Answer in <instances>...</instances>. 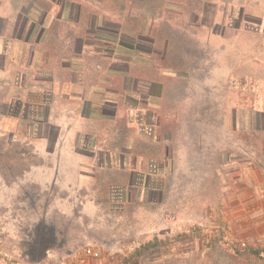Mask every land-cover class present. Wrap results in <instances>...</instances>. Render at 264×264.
<instances>
[{"label":"crops","instance_id":"obj_1","mask_svg":"<svg viewBox=\"0 0 264 264\" xmlns=\"http://www.w3.org/2000/svg\"><path fill=\"white\" fill-rule=\"evenodd\" d=\"M0 136L32 145L0 264H117L129 223L146 264H264V0H0Z\"/></svg>","mask_w":264,"mask_h":264},{"label":"rangeland","instance_id":"obj_2","mask_svg":"<svg viewBox=\"0 0 264 264\" xmlns=\"http://www.w3.org/2000/svg\"><path fill=\"white\" fill-rule=\"evenodd\" d=\"M250 98V92L247 91L246 88L236 86L235 85V116L238 117V123L235 124V155L240 154L241 152L238 151L240 148H247L248 147V125L247 122H241L239 119L242 120L248 112L247 103ZM203 115V109L197 108V115ZM203 124H196V132H203L204 129ZM213 129H217L218 134L216 137L217 143H220L223 136L220 137L219 134L223 133V128L220 129L219 124H213ZM228 133H230V125H228ZM214 133V132H213ZM214 140V138H213ZM223 142V141H222ZM228 146H231L230 138L227 141ZM27 141H14L12 139H7L4 136H0V244L1 241L4 239L7 240L9 243L12 242V226L14 223L19 222V220L27 221L28 215V207L26 204H20L19 198L12 199L11 197L6 196V192H10L12 190V175H13V165H17L19 163H24L27 160V156H22L21 153L17 151L18 148H27L31 147ZM243 153V152H242ZM26 154V153H25ZM244 157V156H242ZM241 157L235 156V161ZM246 158V157H245ZM3 187H5L3 189ZM7 188V189H6ZM4 193V197L2 196ZM23 212V213H22ZM128 226H131L129 223L128 225L125 224L123 226V233L124 235H118L116 237V243L123 247V252L117 253V264H146L149 261H154L155 259V249L153 247H145V245L141 244L139 250L134 252L129 251V247L131 246V237L126 236V230ZM185 232H181L180 234V251L181 253H186L188 247L187 244V236H185ZM18 237V238H17ZM14 238L17 240L19 239V235H16ZM15 242V241H14ZM170 248V247H169ZM122 254H129L128 257H124L121 261ZM183 264H186V261H183Z\"/></svg>","mask_w":264,"mask_h":264},{"label":"built area","instance_id":"obj_3","mask_svg":"<svg viewBox=\"0 0 264 264\" xmlns=\"http://www.w3.org/2000/svg\"><path fill=\"white\" fill-rule=\"evenodd\" d=\"M115 192H118V191L116 190V188H113L111 191L112 195H114Z\"/></svg>","mask_w":264,"mask_h":264}]
</instances>
